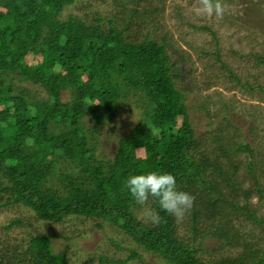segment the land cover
<instances>
[{"label":"trees","instance_id":"obj_1","mask_svg":"<svg viewBox=\"0 0 264 264\" xmlns=\"http://www.w3.org/2000/svg\"><path fill=\"white\" fill-rule=\"evenodd\" d=\"M74 3L0 0V209L21 205L47 223L79 217L97 228L106 224L165 264H264V239L248 241L234 225L239 217L264 225V216L249 205L253 193L264 196L253 145L244 139L224 144L216 134L214 159L197 153L201 143L179 86L185 69L178 64L184 62L174 59L172 45L152 33L131 38V20L145 18L138 8L118 26L116 14L91 22L64 16ZM258 5L249 3L245 20L261 29ZM132 104L141 110L140 120L118 140L112 157L99 155L101 127L114 132L112 122ZM244 163L254 177L253 193L237 181ZM147 170L173 173L178 189L195 197L189 237L178 234L175 217L154 201L149 207L160 212L159 226L138 216L140 205L124 180ZM20 222L13 220L9 228ZM51 239L32 236L13 256L0 252V264H71L65 253L54 251ZM207 240L219 248L209 251ZM236 248L239 253L231 254ZM224 250L229 254L216 256ZM138 258L132 250L121 260L101 256L98 264Z\"/></svg>","mask_w":264,"mask_h":264},{"label":"rangeland","instance_id":"obj_2","mask_svg":"<svg viewBox=\"0 0 264 264\" xmlns=\"http://www.w3.org/2000/svg\"><path fill=\"white\" fill-rule=\"evenodd\" d=\"M249 3L259 4L254 9L256 12L262 9L261 29L247 25L249 15L245 14V9ZM222 4L224 14L216 17L197 15L199 0H75L64 16H79L91 22L95 16L106 19L116 14V24L123 26L129 21L132 9L143 11L145 18L132 19L128 33L134 40L151 33L160 41L165 39L176 52L174 59L184 62L178 64L185 69L179 86L186 92L185 102L193 130L201 143L196 152H206L214 159L211 152L217 150L213 139L216 134L223 135L221 142L224 144L233 141L238 145L244 139L255 149L254 161L260 165L256 168L257 177L264 186V64L259 62V58L264 57V0H222ZM251 17L254 18L253 13ZM103 24L107 25V21ZM38 91L39 95L45 94ZM133 104L121 111L119 121L112 122L116 127L114 132L105 125L101 127L99 155L112 157L118 140L138 123L141 110ZM143 154V150L138 151L139 156ZM246 166L245 163L240 165L237 181L248 192L254 187V177ZM222 186L223 193L231 198L226 183ZM249 203L258 211L257 215L264 216V196L253 193ZM149 206L150 203L146 205ZM138 207L137 214L145 222L144 209ZM13 220L21 222L9 228ZM175 221L178 234L189 237L188 212L182 220L175 218ZM96 224L79 217H70L60 223L43 222L21 205L0 209V252L11 257L17 249L28 247L30 237L51 235L54 251L65 253L71 264H98L101 256L126 259L132 250L137 251L140 258L126 264H165L155 254L135 245L120 230L106 224L97 228ZM234 225L240 236L248 241L264 239V225L260 222L239 217ZM215 243L207 240L204 246L213 251L220 246ZM260 243L264 248V240ZM239 251L240 248H236L230 253L237 255ZM223 254L229 252L218 251L216 256Z\"/></svg>","mask_w":264,"mask_h":264},{"label":"clouds","instance_id":"obj_3","mask_svg":"<svg viewBox=\"0 0 264 264\" xmlns=\"http://www.w3.org/2000/svg\"><path fill=\"white\" fill-rule=\"evenodd\" d=\"M197 15L221 17L224 14L222 0H199ZM124 188L136 204L143 207L142 217L146 223L159 226L162 220L160 212L146 207L149 201H154L160 211L177 220H182L191 210L195 197L178 189L173 173L163 170L141 171L140 174H130L124 180Z\"/></svg>","mask_w":264,"mask_h":264}]
</instances>
